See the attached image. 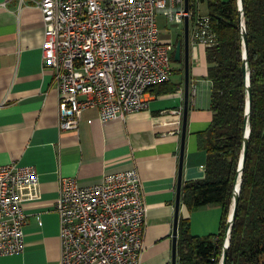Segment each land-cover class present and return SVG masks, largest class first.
Here are the masks:
<instances>
[{"label": "crops", "instance_id": "crops-1", "mask_svg": "<svg viewBox=\"0 0 264 264\" xmlns=\"http://www.w3.org/2000/svg\"><path fill=\"white\" fill-rule=\"evenodd\" d=\"M200 6L207 13L206 4ZM43 36L36 0H0V165L15 161L35 166L40 190L37 198L24 202L23 251L0 255V264H60L56 203L61 179L76 177L80 184H90L104 174L131 167L138 170L147 205L139 264H172L184 75L153 86L148 108L129 113L125 119L103 123L98 109L89 108L80 112L77 131H60L58 94L51 72L43 66ZM179 38L161 40L175 44ZM205 51L204 45L190 42L181 189L206 173L207 152L198 135L207 129L213 115ZM181 194L178 224L184 218L193 236L219 233L221 205L191 210Z\"/></svg>", "mask_w": 264, "mask_h": 264}, {"label": "built area", "instance_id": "built-area-1", "mask_svg": "<svg viewBox=\"0 0 264 264\" xmlns=\"http://www.w3.org/2000/svg\"><path fill=\"white\" fill-rule=\"evenodd\" d=\"M184 2L36 0L44 26L43 66L58 94L60 131H77L85 109L97 108L105 123L148 108L150 89L170 80L175 48L161 40L157 14L182 28L188 16L190 42L216 43L202 1L189 0L188 10ZM39 194L35 166L0 165V255L23 251L24 202ZM56 210L60 264L140 263L147 205L136 167L84 185L76 177H63ZM229 237L227 230L222 247Z\"/></svg>", "mask_w": 264, "mask_h": 264}, {"label": "trees", "instance_id": "trees-1", "mask_svg": "<svg viewBox=\"0 0 264 264\" xmlns=\"http://www.w3.org/2000/svg\"><path fill=\"white\" fill-rule=\"evenodd\" d=\"M201 1L216 34V43L205 51L213 115L207 129L198 133L207 152L205 177L186 182L181 200L191 210L216 203L223 212L220 232L209 236L191 235L189 223L179 219V264L220 262L245 130L247 91L238 2ZM243 13L252 93L250 134L225 264H264V0H243Z\"/></svg>", "mask_w": 264, "mask_h": 264}, {"label": "water", "instance_id": "water-1", "mask_svg": "<svg viewBox=\"0 0 264 264\" xmlns=\"http://www.w3.org/2000/svg\"><path fill=\"white\" fill-rule=\"evenodd\" d=\"M238 9L240 12V29L242 35V44H243V71L245 74V85L247 91V100H246V110H245V130H244V141H243V149L240 156L237 175L235 178V183L233 187L232 194V203L230 206V211L227 219L226 229L230 230L233 225L235 219V213L237 210L238 200H239V192L242 181V173L245 164L247 149H248V139L250 134V111H251V103H252V93L250 88V74H249V65H248V45H247V34L245 29V23L243 20V0H237ZM185 10L189 9V0H185L184 2ZM190 38H189V17L186 16L184 19L183 26V37L179 38L175 43L174 48V60L183 62V75H184V108H183V121H182V134H181V150H180V164H179V178L177 185V200H176V212H175V221L173 227V250H172V264H176L177 260V224H178V211H179V203H180V193H181V169L183 162V151H184V143H185V135H186V123H187V113H188V102H189V68H190ZM230 242V237L229 241ZM224 245L222 247V253L219 264H225L228 247L229 244Z\"/></svg>", "mask_w": 264, "mask_h": 264}, {"label": "rangeland", "instance_id": "rangeland-1", "mask_svg": "<svg viewBox=\"0 0 264 264\" xmlns=\"http://www.w3.org/2000/svg\"><path fill=\"white\" fill-rule=\"evenodd\" d=\"M203 6H204V4H202V7ZM168 21L162 13L157 14V24H158L159 29H160V36L163 38L170 36L174 39L176 37L180 36V38H182L183 37L182 28L181 27L179 28V26L177 24H174V23H171L170 21L169 22ZM173 44H174V42H173ZM171 67H172V70H171L170 77L173 80L178 78L180 75L183 74V63L181 61L171 59Z\"/></svg>", "mask_w": 264, "mask_h": 264}, {"label": "flooded vegetation", "instance_id": "flooded-vegetation-1", "mask_svg": "<svg viewBox=\"0 0 264 264\" xmlns=\"http://www.w3.org/2000/svg\"><path fill=\"white\" fill-rule=\"evenodd\" d=\"M183 63V62H182Z\"/></svg>", "mask_w": 264, "mask_h": 264}]
</instances>
